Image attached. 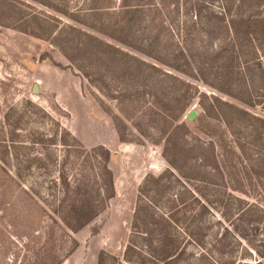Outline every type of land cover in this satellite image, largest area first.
Here are the masks:
<instances>
[{"label":"rangeland","instance_id":"374dc122","mask_svg":"<svg viewBox=\"0 0 264 264\" xmlns=\"http://www.w3.org/2000/svg\"><path fill=\"white\" fill-rule=\"evenodd\" d=\"M235 1L0 0V264L264 254V37L227 33Z\"/></svg>","mask_w":264,"mask_h":264},{"label":"trees","instance_id":"16d2710c","mask_svg":"<svg viewBox=\"0 0 264 264\" xmlns=\"http://www.w3.org/2000/svg\"><path fill=\"white\" fill-rule=\"evenodd\" d=\"M235 5H236V8L238 9L237 14L232 16L227 22H225L227 33L230 32L232 36L238 37L239 36L238 35L239 30H240L239 27H243L244 25H246V28H244L245 32L248 34L249 37H252V39L249 38V41L252 40L254 42L253 50H255V52L259 53L260 49L255 44L254 35H257V37L260 40H262V37H264V15L263 16H261V15L260 16H252L251 14L247 15V11L250 9H253L255 7H260V6L264 7V0H236ZM246 5H249L248 10H246ZM255 19L256 20L258 19V20L255 21ZM255 27H256V31H255ZM252 31H254V32H252ZM200 120H201V117L198 120V122H200ZM183 125L185 127L187 126L186 124H183ZM104 171L107 173L108 172L110 173L108 166L104 167ZM83 205L84 206H73L71 209L72 212H71V215L69 216V219H64V222L66 223V225L69 228H71L72 230L78 231V230L82 229L83 227L88 225L90 222H92V220L95 218V214L91 211L90 206L85 205V204H83ZM163 217L168 222L170 220L171 222L176 224L175 221H173V219H171V217H169V216L168 217L163 216ZM225 230L229 233L234 232V234L237 235L236 234L237 230L235 231L233 229V227L231 228L230 226H228L225 228ZM260 243L261 244L264 243V240H260ZM252 247H256V248H254V250H256V252L261 257L259 259H257L254 263L240 262L237 264H264V254L259 253V251H258L259 246H255V244H252ZM203 253H205V254H203ZM203 253H202L201 258L202 259L208 258L207 257V256H209L208 252L206 251ZM177 256H178V254L166 255L164 260L170 259V258L173 259V258H176ZM215 262L209 261V264H221V263H218V262L215 263ZM98 264H102V255L101 254L99 255Z\"/></svg>","mask_w":264,"mask_h":264},{"label":"water","instance_id":"95a60500","mask_svg":"<svg viewBox=\"0 0 264 264\" xmlns=\"http://www.w3.org/2000/svg\"><path fill=\"white\" fill-rule=\"evenodd\" d=\"M198 113L195 110H192L189 114H188V118L190 120H194L197 117Z\"/></svg>","mask_w":264,"mask_h":264}]
</instances>
